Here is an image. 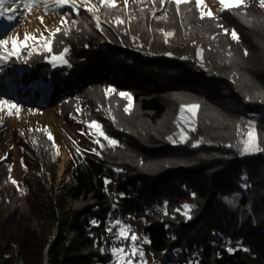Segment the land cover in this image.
I'll return each mask as SVG.
<instances>
[{
  "label": "trees",
  "instance_id": "obj_1",
  "mask_svg": "<svg viewBox=\"0 0 264 264\" xmlns=\"http://www.w3.org/2000/svg\"><path fill=\"white\" fill-rule=\"evenodd\" d=\"M248 4L242 11L250 23L236 12L202 20L192 4L177 12L175 4L133 1L126 9L108 8L100 21L103 31L83 8L78 15L70 9L76 23L52 45L53 54L69 48L68 68L51 66L48 52L25 56V85L37 75L50 76L51 100L61 113L87 103L82 116L97 119L118 144L109 146L100 137L98 159H73L70 180L57 195L58 155L40 147L41 170L25 176V195L13 205L15 192L2 188L9 203L0 207V264H108L107 222L115 199L105 187L107 178L115 191L134 192L154 256L180 249L192 264H264V152L241 155L236 135L238 124L252 121L264 147V9L258 0ZM165 10L166 21L153 18ZM116 16L125 23L117 25ZM217 23L234 29L239 43ZM159 28L175 34L165 43ZM142 50L158 55L144 57ZM109 87L115 91L106 93ZM121 91L131 94L128 112ZM185 102L199 103L197 126L187 142L174 145L167 137ZM198 140L204 142L193 147ZM148 202L164 205L165 213L143 211ZM185 203L196 206L191 219L183 215ZM219 239L227 241L221 251L215 248Z\"/></svg>",
  "mask_w": 264,
  "mask_h": 264
},
{
  "label": "rangeland",
  "instance_id": "obj_2",
  "mask_svg": "<svg viewBox=\"0 0 264 264\" xmlns=\"http://www.w3.org/2000/svg\"><path fill=\"white\" fill-rule=\"evenodd\" d=\"M133 1L139 0H128V5L125 7L124 0H116L114 8H129L130 2ZM77 3L80 4V0H77ZM92 3L100 9L96 15L99 16L101 21L102 16L106 14V10L104 6L99 4L98 0H92ZM205 5H207L205 11L210 8L214 15L221 12L219 0H205ZM53 7L54 5L46 11L43 3H33L32 0H24V3H20V0H14L13 4H5L3 8L6 14H13L16 18L8 20L7 15L0 16V39L8 40L7 45L0 47V55L5 54V52H11L14 46L19 51V56H10L7 60H0V100H8L11 104L17 106V108L11 109V114H9V106L0 105L1 208L6 207L9 203L7 201L8 197L3 193V187L5 189L8 188V191L11 189L15 192L16 196H13L11 200V204L13 205L18 200L17 198H20L22 194L25 195L27 192L24 183L25 176L30 175L32 172L38 173L41 170L37 161V153L40 147H43V149L49 147L53 154L58 155L55 171V195L59 193L64 183L68 182L71 177L70 175V177L60 179L58 176L59 162L63 152L69 156V173L73 159L82 156H89L95 159L99 158L97 146H100V144L95 142L98 138L100 140L98 130L95 126L89 127L90 121L95 120L98 122V120L90 119L88 117L89 115L82 116V109L88 112L90 106L80 101L77 106H68L67 114H62L59 103H53L51 100L53 85L50 81V76L44 78L42 75H37L29 79L26 85L22 81L26 69L25 56H32H29L28 52L33 51L34 54L46 53L47 51L41 47V40L50 37L57 28L74 24L73 21H75V18L71 15L65 18V13H69L70 8L65 6L53 11ZM80 8H84V6L80 4ZM161 8H165V6ZM151 10L155 11L159 9L156 7ZM88 14L95 21L93 14ZM41 18H43V22H41ZM26 34L29 37L27 40H25ZM13 41H15V45ZM140 53L144 57H155L158 55L143 50ZM52 55L53 53H49L45 57V61L51 66H53L50 62ZM166 56L172 57L173 54L168 55L166 53ZM181 58L184 59L183 56ZM252 61H254V57ZM196 64L198 65L197 67H201V58L199 56H197ZM57 66L68 68V65L59 62H57ZM203 71L209 74L207 68H203ZM121 92L129 93L128 91ZM23 93L28 94L27 98L29 99H24ZM124 98L126 100V107H128L129 101L127 97ZM191 104L199 105L196 102H185L178 106L175 115L176 120L180 114L181 105ZM198 111L199 108L196 109V116L194 121H192L190 119L191 113L186 108L185 118L180 122V127L176 125V130L169 136H173L174 139L179 141V135L174 134L180 133L181 128H183L189 137L191 127L194 126L196 128L197 126ZM48 133H51L52 140H49ZM171 144L179 145L182 143L171 142ZM93 149L96 151H92ZM12 180H15L17 183L14 185L11 182ZM106 180L109 182H105V187L108 192L113 194L115 199L107 222L108 231L111 229L109 231L107 248L110 254L108 264H123L122 259L112 254L111 249L114 246L128 248L129 250L132 247H136L144 253L143 264H192L191 259L183 260L185 257L180 249H175L160 258L154 256L147 248L148 238L143 230L145 219L137 209L135 210L134 192L131 190L115 191L114 180L112 178H107ZM142 210L145 212L157 211L159 213H165L164 205L156 202L142 203ZM116 221H121L122 224L117 225ZM125 225L131 229L130 232H127L129 238H118L117 233L120 227ZM132 235L137 237L135 242L131 240ZM131 264H141V258L134 256Z\"/></svg>",
  "mask_w": 264,
  "mask_h": 264
},
{
  "label": "snow or ice",
  "instance_id": "obj_3",
  "mask_svg": "<svg viewBox=\"0 0 264 264\" xmlns=\"http://www.w3.org/2000/svg\"><path fill=\"white\" fill-rule=\"evenodd\" d=\"M33 3H43L45 5V10H49L50 7H52L54 5V7L52 8L53 11H55V9L57 8H63L65 6H67L68 8H70L72 11H74L77 15L79 14V12L81 11L80 8V4H82L84 6L83 10L87 11L88 13H92L93 17L96 21V27L100 28L101 31H103V28L101 27V22H100V18L98 15H96V13L98 11H100L99 8L96 7L95 4L92 3V0H80V4L77 3V0H32ZM99 4L104 6V9L107 10L108 8H114L115 4H116V0H98ZM139 2L143 3L144 0H139ZM148 3H151L153 5H155L156 3H159L161 5H164L165 3L168 4H175L176 6V11L179 12L180 11V6L181 5H188V4H192L194 6V8L199 9V17L200 19H205V18H209L212 20H219V17L215 16L214 13L211 11V9H207V11H205V8H207V5H205V0H147ZM14 0H0V16H5L7 15V19L8 20H13L16 17L13 14H6V12L4 11L3 6L5 4H13ZM20 3H24V0H20ZM125 3V7H127L128 5V0H124ZM219 4H220V11L224 12V11H230V12H236L238 15H241V17L244 19L245 23H250L251 21L249 20V18L247 17V15L245 14L244 11L249 7L248 4V0H219ZM258 5L261 9H264V0H258ZM189 11H191V9H189ZM141 12H143V7L141 8ZM72 14V12L69 13H65V18H67L68 16H70ZM153 18L156 20H164L166 21L168 19L167 16V11L165 10L164 13L160 16H157L155 13H153ZM116 23L117 25L119 24H123L125 23V21L123 19H121L120 16H116L115 17ZM41 22H43V18H41ZM107 22V21H105ZM73 23H76V21H73ZM63 24V22H62ZM216 27L221 28L225 34H230L231 35V39L236 41L237 43H239V35L238 33L232 29L229 30L228 28L224 27V25L217 23ZM159 32L163 33L164 37H165V43L168 42L167 37L173 36L175 33L174 32H165L163 28H159L157 29ZM60 33L63 35H69L70 33V29L66 28V27H60L57 28L56 31L54 33L51 34L50 37L48 38H43L41 40V47L43 49H45L48 53H52L53 52V41L55 36ZM29 37L26 34L25 36V40H27ZM11 39V38H9ZM135 39V37H134ZM8 40H4V39H0V47H3L5 45H7ZM195 43V42H193ZM13 44L15 45V41H13ZM33 48H35V46H33ZM69 48L68 47H64L62 51H59L58 54H53L50 58V62L52 63L53 67L57 66V62L64 64V65H68L69 61L68 59H66V55L69 52ZM203 52V49H200L197 52V55L201 58V60L203 59V56L201 55ZM34 52L33 51H29L28 55L31 56L33 55ZM168 55H171V53H167ZM231 55V53H229ZM249 53L247 51V49L244 50V55L247 56ZM10 56H19V51L15 48V46L13 47L11 52H5V54L0 55V60H7ZM184 59H187V57H184ZM25 62H27V60H25ZM203 66V65H201ZM115 89L112 88H107L105 89L106 93H110V92H114ZM262 95H264V91L261 92ZM120 96L123 97H127L128 101H129V105L128 107H126L124 109L125 112L130 111L131 108V94L130 93H125V92H121L119 93ZM0 105H8L9 106V114H11V109L17 108V106L15 104H11L8 100H0ZM188 109L189 112L191 113V117L190 119L192 121H194V118L196 116V109L199 108V105L197 104H191V105H181L180 107V114L177 117L176 120V124L177 127H180V122L182 120H184L185 118V109ZM18 110V109H17ZM79 110V109H78ZM187 122V121H186ZM244 127H241L240 124H238L236 126L237 128V132L236 135L238 137L237 140V145L241 146L240 147V154L241 155H246V154H250L253 152H264V147L260 146V133L256 130V125L252 122V121H245L243 122ZM95 126V128L98 130V136L99 137H103L104 140L108 141V145L109 146H116L118 144V141L109 138L106 133L102 130V125L99 124V122L92 120L89 122V127ZM192 131H195V127H191ZM174 135H179V141H177L176 139H174L173 136H168L167 139L170 140L173 143H184L187 142L188 140V136L187 134L184 132V129L181 128L180 133L178 134H174ZM48 138L49 140H52L53 137L51 135V133H48ZM97 144H100V146L103 148L104 145L101 144L99 138L95 141ZM204 142L203 140H198L196 141V143H194L192 146L196 147L197 144ZM237 145H229V147H233V146H237ZM77 151H79V149H77ZM92 151H96L95 149H93ZM99 154V153H97ZM10 168V166H9ZM120 171V170H118ZM246 179V178H245ZM14 185L17 183L15 180L11 181ZM106 183H108L109 181H105ZM244 187H247V184L244 185ZM193 196H195V193H192ZM224 199L229 203V204H233L235 202V197L233 199H229L228 197H224ZM165 204H167V202H165ZM184 212L183 215L188 218L191 219V210L194 209L196 206L194 204H189V203H185L182 205ZM176 211H180V209H176ZM93 224H96L97 222L95 220L92 221ZM117 225H121L122 222L121 221H116ZM109 231H111V229H109ZM131 229L129 226H121L119 229V232L117 233L118 238H122V239H128L129 237L127 236V232H130ZM137 239V237L135 235L131 236V240L133 242H135ZM245 251H248L247 249H244ZM228 251H234V249L229 248ZM111 252L113 255L117 256L118 258L123 260V264H131L132 258L134 256H139L141 258V264H143V256L144 253L142 251H139L136 247H132L130 250L128 248H121V247H112Z\"/></svg>",
  "mask_w": 264,
  "mask_h": 264
},
{
  "label": "bare ground",
  "instance_id": "obj_4",
  "mask_svg": "<svg viewBox=\"0 0 264 264\" xmlns=\"http://www.w3.org/2000/svg\"><path fill=\"white\" fill-rule=\"evenodd\" d=\"M68 169H69V156L65 152H63L58 168V176L60 179H63L65 177H70V173L68 172Z\"/></svg>",
  "mask_w": 264,
  "mask_h": 264
},
{
  "label": "built area",
  "instance_id": "obj_5",
  "mask_svg": "<svg viewBox=\"0 0 264 264\" xmlns=\"http://www.w3.org/2000/svg\"><path fill=\"white\" fill-rule=\"evenodd\" d=\"M227 247V242H225L222 239H219L215 242V248L217 249V251H221L222 249H225ZM242 248H245L244 245H242Z\"/></svg>",
  "mask_w": 264,
  "mask_h": 264
}]
</instances>
